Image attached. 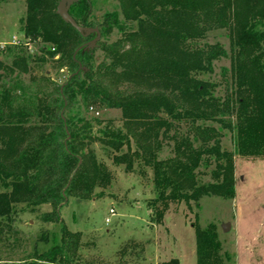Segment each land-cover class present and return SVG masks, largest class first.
I'll return each mask as SVG.
<instances>
[{
    "label": "trees",
    "instance_id": "trees-1",
    "mask_svg": "<svg viewBox=\"0 0 264 264\" xmlns=\"http://www.w3.org/2000/svg\"><path fill=\"white\" fill-rule=\"evenodd\" d=\"M115 1L117 10L101 21L98 0L71 7L78 25L101 32L90 50L96 34L84 37L65 23L59 0H26L22 34L43 46L42 55H30L28 43L6 50L10 66L0 60V220L10 221L18 206L32 213L51 206L41 219L61 226L60 240L32 264H73L79 257L82 236L61 212L70 198L88 201L112 184L97 142L128 174L152 171L148 204L159 225L174 205L234 199L236 156L264 158V0ZM116 30L119 38L109 41ZM225 30L228 52L219 43L202 45L210 32ZM226 58L221 83L202 79ZM48 62L67 71L62 85L47 71L32 75ZM29 74L26 86L19 78ZM77 101L88 110H119L123 126L110 124L93 136L87 120L79 125L66 116ZM226 132L234 151L223 147ZM171 144L173 155L161 159ZM208 174L211 180L202 182ZM193 227L197 264H223L214 227Z\"/></svg>",
    "mask_w": 264,
    "mask_h": 264
},
{
    "label": "rangeland",
    "instance_id": "rangeland-1",
    "mask_svg": "<svg viewBox=\"0 0 264 264\" xmlns=\"http://www.w3.org/2000/svg\"><path fill=\"white\" fill-rule=\"evenodd\" d=\"M95 8L96 19L101 21L105 14L118 7L115 0H98ZM26 11V0H0V47L5 49L0 60L6 65L10 66L13 58V54L6 50L15 46L26 47L29 43L30 55H42L40 49L43 46L27 42L23 37L21 20ZM118 38L116 30L109 41L114 42ZM217 43L228 52L230 37L227 30L210 32L202 45ZM229 67V58L217 61L214 72L202 79L221 83L222 74ZM34 71L32 75L38 76L47 71L59 85L68 77L64 75L65 69L59 72L52 62L35 67ZM30 78L29 74L21 75L19 79L29 86ZM221 91L222 88L219 94H223ZM66 116L79 125L81 119L87 120L93 126V136L101 135L107 125L123 126L119 110H88L78 101ZM172 147L173 144L164 147L161 159L173 155ZM223 147L234 151L230 133H225ZM93 148L114 174V180L107 189L98 188L91 200L70 198L61 212L68 229L82 236L79 257L73 264H174L175 261L178 264H197L194 223L202 229L214 227L221 244L223 264H264V158L236 156L234 199L226 201L217 196L204 197L200 208L193 205L192 209L185 203L174 205L166 214L164 224L159 225L151 219L148 204L154 197L152 171L147 169L142 174L136 168L134 173L128 174L123 166L113 165L101 143L97 142ZM200 179L208 182L210 174ZM22 209L18 206V213L10 221L0 220V264H32L36 255L50 249L55 237L60 240L61 226L44 223L41 219V215L53 211L51 206H43L33 213L22 212ZM111 211L115 212L114 216ZM230 223V232L224 233L222 226Z\"/></svg>",
    "mask_w": 264,
    "mask_h": 264
},
{
    "label": "water",
    "instance_id": "water-1",
    "mask_svg": "<svg viewBox=\"0 0 264 264\" xmlns=\"http://www.w3.org/2000/svg\"><path fill=\"white\" fill-rule=\"evenodd\" d=\"M79 1L80 0H59V4L57 7V9H58L57 15L59 17H61L65 23L72 25V27L84 37H89L91 35L96 34V38L87 45L88 49L93 50L97 46V44L100 42L101 32L98 28H93V29L83 28L80 25H78L75 22V20L72 18V16L70 15L71 7L76 5V3H78ZM81 48H79L78 51ZM230 229H231V223L230 224H224L222 226V230L224 233H229Z\"/></svg>",
    "mask_w": 264,
    "mask_h": 264
},
{
    "label": "built area",
    "instance_id": "built-area-1",
    "mask_svg": "<svg viewBox=\"0 0 264 264\" xmlns=\"http://www.w3.org/2000/svg\"><path fill=\"white\" fill-rule=\"evenodd\" d=\"M14 44L16 45H21V43H17V42H13ZM111 215L114 216L115 215V212L114 211H111ZM108 223L110 222L109 219L106 220Z\"/></svg>",
    "mask_w": 264,
    "mask_h": 264
}]
</instances>
